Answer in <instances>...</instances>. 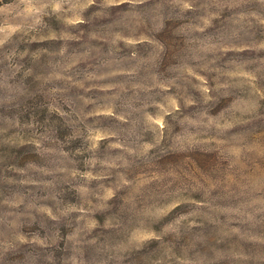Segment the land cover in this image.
<instances>
[{"label": "clouds", "instance_id": "9594fccd", "mask_svg": "<svg viewBox=\"0 0 264 264\" xmlns=\"http://www.w3.org/2000/svg\"><path fill=\"white\" fill-rule=\"evenodd\" d=\"M0 264H264V0H0Z\"/></svg>", "mask_w": 264, "mask_h": 264}]
</instances>
